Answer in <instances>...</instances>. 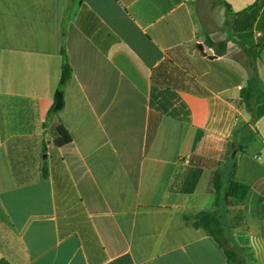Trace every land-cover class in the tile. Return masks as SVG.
I'll list each match as a JSON object with an SVG mask.
<instances>
[{
	"label": "crops",
	"instance_id": "0c3cea01",
	"mask_svg": "<svg viewBox=\"0 0 264 264\" xmlns=\"http://www.w3.org/2000/svg\"><path fill=\"white\" fill-rule=\"evenodd\" d=\"M262 42L264 0H0V264H229L183 215L212 208L249 120L243 47L264 83ZM61 47L72 75L47 119ZM175 51L190 57L179 87L154 84ZM251 129L235 172L248 231L232 237L264 264V116Z\"/></svg>",
	"mask_w": 264,
	"mask_h": 264
},
{
	"label": "trees",
	"instance_id": "16d2710c",
	"mask_svg": "<svg viewBox=\"0 0 264 264\" xmlns=\"http://www.w3.org/2000/svg\"><path fill=\"white\" fill-rule=\"evenodd\" d=\"M242 13V12H241ZM207 48H212L216 55L222 56L226 51V42L213 43L205 41ZM264 42L257 44L255 49L260 50ZM244 53L249 60L250 75L245 85L239 91L238 106L248 116L249 120L244 125L240 141L225 142L223 152L219 158L213 179L214 200L211 210L200 211L195 214L183 215V221L195 229H202L221 248L229 264H245L247 259L246 249L233 243L232 235H226L221 221V210L225 208L227 225L231 230L248 231L244 222L243 205L248 192V187L235 180L237 161L240 155L246 153L245 144L253 137L258 136L251 128L264 116V83L256 73L254 63L259 56L253 48H244ZM60 78L54 91L52 104L47 113V119L56 115L64 107V88L71 79L72 70L69 66L64 47H61ZM156 85L166 87H179V79L168 65L163 62L157 66L151 76ZM71 142L68 132L62 126L57 128L55 146L63 147ZM234 156L232 157V154ZM43 176L47 175L46 169L42 170Z\"/></svg>",
	"mask_w": 264,
	"mask_h": 264
},
{
	"label": "rangeland",
	"instance_id": "374dc122",
	"mask_svg": "<svg viewBox=\"0 0 264 264\" xmlns=\"http://www.w3.org/2000/svg\"><path fill=\"white\" fill-rule=\"evenodd\" d=\"M193 49V48H191ZM191 51V50H189ZM190 53V52H189ZM189 54H187L185 51H175L171 52V54H168L167 59L165 60V63L168 65L169 69L175 73V74H185L184 70H188L189 68ZM257 61V59H256ZM244 62L246 65L249 64L248 59H244ZM222 68H225L222 64H217L208 69V75L207 77L210 78L213 74H216L218 71H221ZM221 221L223 223L224 232L226 235H232V230L227 225V219H226V210L225 208H222L221 210ZM233 243L235 241L233 240Z\"/></svg>",
	"mask_w": 264,
	"mask_h": 264
},
{
	"label": "water",
	"instance_id": "95a60500",
	"mask_svg": "<svg viewBox=\"0 0 264 264\" xmlns=\"http://www.w3.org/2000/svg\"><path fill=\"white\" fill-rule=\"evenodd\" d=\"M210 58H216V56H210ZM235 153L232 154V157L234 156Z\"/></svg>",
	"mask_w": 264,
	"mask_h": 264
}]
</instances>
